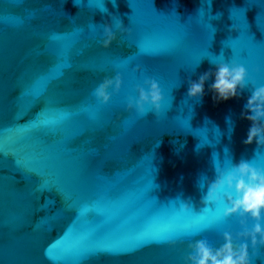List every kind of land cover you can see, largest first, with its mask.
I'll return each instance as SVG.
<instances>
[{
	"label": "water",
	"instance_id": "obj_1",
	"mask_svg": "<svg viewBox=\"0 0 264 264\" xmlns=\"http://www.w3.org/2000/svg\"><path fill=\"white\" fill-rule=\"evenodd\" d=\"M105 2L133 28L132 41L104 49L106 15L80 10L74 0L63 7L62 0H0V264H185L196 239L220 247L224 232L242 230L237 217L202 212L196 181L201 173L214 176V159L264 166V148L244 143L249 93L216 102L206 91L194 102L187 80L211 67L206 58L196 67V60L219 53L236 24L256 47L243 38L233 46L249 47L240 56L264 85V0ZM76 25L85 32L73 31ZM137 65L170 101L160 118L126 110L144 79ZM117 73L123 88L110 105L99 104L93 89ZM39 99L47 108L34 117L29 109ZM45 180V195L74 201L72 208L55 216L35 211L28 190ZM180 196L195 203L186 218L211 223L176 239L165 218L185 217L178 215ZM248 243L253 264H264V247L257 254Z\"/></svg>",
	"mask_w": 264,
	"mask_h": 264
},
{
	"label": "clouds",
	"instance_id": "obj_2",
	"mask_svg": "<svg viewBox=\"0 0 264 264\" xmlns=\"http://www.w3.org/2000/svg\"><path fill=\"white\" fill-rule=\"evenodd\" d=\"M65 0H62V7ZM80 10L89 9L99 11L106 15L103 24L101 44L104 49L112 47L114 42L121 38L132 41L133 28L126 26L123 20L109 9L105 0H74ZM112 7H117L112 0ZM51 9L52 5H45ZM60 14V13H56ZM222 15V13L217 14ZM132 20V18H131ZM94 29V25H89ZM77 33H84L82 25L72 28ZM231 33L223 43V48L231 49L232 56L227 57L222 50L211 54L206 51L200 54L196 60L199 67L203 59H207L211 67L200 73L195 79L187 80V97L194 102H200L205 97L206 91L213 93L216 102H228L244 97L248 92L241 118L248 121L249 128L245 145L255 144L258 148H264V85L257 86V82L250 76L248 66L240 56L242 51H249V47L236 48L234 43L242 38L246 39L250 47H256L250 38L242 37L239 25L231 24ZM58 33L53 32L49 38L54 39ZM43 49L40 53H43ZM135 71L144 76L143 82L135 87V95H130L126 100V110L138 118L147 117L150 113L160 118L170 108V101L161 87L160 82L152 76L145 75V70L137 65ZM257 74L260 68H256ZM124 80L121 74L103 79L92 92L97 102L108 106L112 103L113 91L119 93L123 88ZM37 111H32L35 107ZM47 108L44 99L36 100L29 109L32 116H39ZM191 113V109L189 110ZM92 115H95L94 113ZM25 118V117H24ZM158 146V145H157ZM214 176L201 173L196 181V187L200 190V205L205 214H216L220 219L237 217L241 231L233 234L223 233V244L213 247L206 239H196L189 244L190 254L185 264H253L249 250V241L252 249L258 251L264 247V166H260L252 159L242 158L234 161L231 158L223 163L213 160ZM48 181L38 183L28 190V194L36 201L35 211H44L55 216L57 213L70 209L73 203H66L59 195H45ZM180 216L192 214L194 201L191 197L180 196L177 200ZM204 217V216H203ZM171 242V241H170Z\"/></svg>",
	"mask_w": 264,
	"mask_h": 264
},
{
	"label": "snow or ice",
	"instance_id": "obj_3",
	"mask_svg": "<svg viewBox=\"0 0 264 264\" xmlns=\"http://www.w3.org/2000/svg\"><path fill=\"white\" fill-rule=\"evenodd\" d=\"M165 223L171 236L180 239L191 231L208 227L211 223V218L199 216L188 219L186 217L172 216L171 218H165Z\"/></svg>",
	"mask_w": 264,
	"mask_h": 264
}]
</instances>
